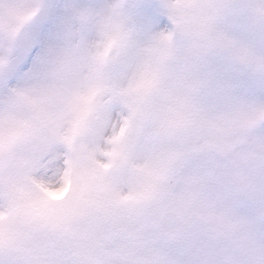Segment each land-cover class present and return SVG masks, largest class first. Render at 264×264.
I'll list each match as a JSON object with an SVG mask.
<instances>
[{
  "label": "snow or ice",
  "instance_id": "snow-or-ice-1",
  "mask_svg": "<svg viewBox=\"0 0 264 264\" xmlns=\"http://www.w3.org/2000/svg\"><path fill=\"white\" fill-rule=\"evenodd\" d=\"M40 7L0 0V73ZM161 8L76 9L0 96V264H264V0Z\"/></svg>",
  "mask_w": 264,
  "mask_h": 264
},
{
  "label": "rangeland",
  "instance_id": "rangeland-1",
  "mask_svg": "<svg viewBox=\"0 0 264 264\" xmlns=\"http://www.w3.org/2000/svg\"><path fill=\"white\" fill-rule=\"evenodd\" d=\"M108 3L109 0H40L38 14L14 41L8 67L0 73V96L10 89L26 86L29 78L36 75V70L62 40L74 10L87 4L102 9ZM129 4L135 15L140 38L150 37L166 27L167 17L161 3L129 0ZM89 35L94 37V28L89 30Z\"/></svg>",
  "mask_w": 264,
  "mask_h": 264
},
{
  "label": "clouds",
  "instance_id": "clouds-1",
  "mask_svg": "<svg viewBox=\"0 0 264 264\" xmlns=\"http://www.w3.org/2000/svg\"><path fill=\"white\" fill-rule=\"evenodd\" d=\"M115 2V0H109V3L107 5H105L102 9H97L95 6H93L92 4H87L85 6H83L82 8L80 9H83V8H87V9H91L93 10V12L97 13V19L102 16L103 14H105L110 5L113 4ZM123 11L125 12V14L127 15L128 19H129V24L130 26L133 28V32H134V36H135V39L137 40L138 44L139 45H143L144 43L147 42V40L150 38V37H147V38H140L139 35H138V26H137V23H136V19H135V15L133 13V10H132V6L129 4V0H123ZM74 12L75 10L72 12L71 14V19H70V22H69V27L67 29V31L72 28V27H75V26H78V23L75 19V15H74ZM91 29V26L89 28H86L85 29V36L86 38H89L91 39L92 37L89 35V30ZM66 31V32H67ZM65 42V34L63 35V38L62 40L60 41V43L56 46L55 49H59L60 47L63 46ZM220 69L223 70V65H219ZM44 71V64L42 66H40L37 70H36V75L35 76H38L40 74H42V72Z\"/></svg>",
  "mask_w": 264,
  "mask_h": 264
},
{
  "label": "water",
  "instance_id": "water-1",
  "mask_svg": "<svg viewBox=\"0 0 264 264\" xmlns=\"http://www.w3.org/2000/svg\"><path fill=\"white\" fill-rule=\"evenodd\" d=\"M157 1H161V0H157Z\"/></svg>",
  "mask_w": 264,
  "mask_h": 264
}]
</instances>
